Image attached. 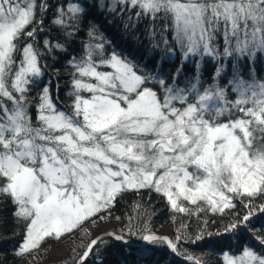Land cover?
<instances>
[{"label": "snow or ice", "instance_id": "obj_1", "mask_svg": "<svg viewBox=\"0 0 264 264\" xmlns=\"http://www.w3.org/2000/svg\"><path fill=\"white\" fill-rule=\"evenodd\" d=\"M86 7L0 0V201L13 206L16 257L35 258L49 239L147 193L149 203L156 194L188 219L211 213L227 220L208 233L235 242L223 264H264V224L254 223L264 217V77L257 70L264 69V0H113L105 7L128 13L125 29L149 22L157 70L108 51L110 42L90 24L82 54L65 62L68 102L61 106L60 78L54 94L48 69L84 30ZM46 20L58 38L46 34ZM173 58L179 65L165 75ZM208 63L214 70L205 81ZM132 220L129 231L147 233L143 241L206 264L183 247L204 240V229L191 235L181 224L169 237ZM105 236L124 239L115 230L90 239L73 264L98 259Z\"/></svg>", "mask_w": 264, "mask_h": 264}, {"label": "trees", "instance_id": "obj_2", "mask_svg": "<svg viewBox=\"0 0 264 264\" xmlns=\"http://www.w3.org/2000/svg\"><path fill=\"white\" fill-rule=\"evenodd\" d=\"M53 7L56 6L57 0H50ZM62 3V0H60ZM69 2H79L81 6H87V15L84 20V30H82L74 41L68 44L69 53L60 54L59 60L55 64V68L59 69L57 73L55 68H49L48 74L53 79V92L55 94V77L59 76V101L58 103L63 106L67 101L68 81L66 60L68 55L79 56L82 54V44L87 41L86 30L88 25H95L99 34L110 43L107 44V50L111 51L113 48L122 53L123 55L139 61L141 65H145L148 71L157 70L158 61L160 56H153V50L149 43V38L146 35L150 24L147 20H141L136 24L135 28L125 29L124 24L128 22V13L121 16L119 13L113 14L108 11L105 5H111L113 0H69ZM52 12L48 13L50 17ZM135 23V17L133 16ZM45 29H50L49 21H45ZM53 39L58 38L59 33L51 28L46 33ZM44 38L41 35L40 39ZM52 61H49L51 64ZM179 65V60L173 58L163 64V72L165 75L170 76L175 72ZM214 68L211 63L205 64L203 68V77L205 81L210 80ZM258 73L264 77V69L257 65ZM192 74L191 65H185L184 75L190 76ZM47 76L45 79L47 80ZM140 202L141 206L137 207L136 202ZM147 193H144L143 200L137 196H128L120 202L114 209L111 216L105 214V220L112 223L113 228L109 231H121L124 239L122 241H115L107 236L104 237L106 243L101 245L98 250V259L92 257L89 259L88 264H192L191 261H184L183 257H177L171 254L166 245L150 244L141 239V236L147 233H141L133 228L129 231V216L133 217L132 224H139L141 220L145 221L149 230L154 233L160 226L167 225L170 231L169 237L179 235L178 229L181 224L189 225L186 230L188 234L196 235L201 234V229H204V240L197 244H184V248L193 257L201 258L206 261V264H223V252H234V241L230 243L227 235L224 236H209L208 233H216L222 231L220 225L227 223V220H220L213 217L211 213L207 215L192 216L190 219L172 213L165 205V202L160 200L156 194L150 198ZM13 206L9 202L0 201V264H21L26 261L28 257L20 259L16 257L12 251L13 246L19 237H13V232L17 231L13 216ZM147 213V215H142ZM120 217L121 219H116ZM98 219V218H97ZM100 220V219H98ZM257 228L264 224V217H260L259 221H254ZM82 229V227L80 228ZM73 233H79V230ZM71 234H66L59 241L68 238ZM104 234L98 235L103 236ZM91 237L84 233L80 243L75 245L69 252L62 258L60 263L55 264H73V257L81 252L83 248L89 243ZM55 239H49L44 243L43 248L40 250L43 257L47 258L48 244L59 242ZM39 252V253H40ZM54 264V263H53Z\"/></svg>", "mask_w": 264, "mask_h": 264}, {"label": "rangeland", "instance_id": "obj_3", "mask_svg": "<svg viewBox=\"0 0 264 264\" xmlns=\"http://www.w3.org/2000/svg\"><path fill=\"white\" fill-rule=\"evenodd\" d=\"M113 228V225L108 220H98L95 222L88 221L83 224L82 229H79V233H73L68 238H65L57 243L48 244L47 258L43 257L41 252L35 254V258L29 256L28 259L21 264H55L60 263L62 258L72 249L75 245L81 242L82 235L87 233L91 239L96 238L98 235L109 232ZM155 234L162 236H169L170 231L167 225L160 226ZM63 256L61 259L60 257Z\"/></svg>", "mask_w": 264, "mask_h": 264}, {"label": "bare ground", "instance_id": "obj_4", "mask_svg": "<svg viewBox=\"0 0 264 264\" xmlns=\"http://www.w3.org/2000/svg\"><path fill=\"white\" fill-rule=\"evenodd\" d=\"M63 256L60 257V259L62 258Z\"/></svg>", "mask_w": 264, "mask_h": 264}]
</instances>
